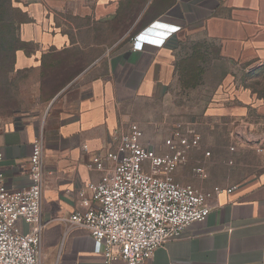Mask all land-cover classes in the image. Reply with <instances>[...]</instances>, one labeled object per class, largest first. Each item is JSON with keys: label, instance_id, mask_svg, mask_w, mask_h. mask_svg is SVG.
Masks as SVG:
<instances>
[{"label": "crops", "instance_id": "0c3cea01", "mask_svg": "<svg viewBox=\"0 0 264 264\" xmlns=\"http://www.w3.org/2000/svg\"><path fill=\"white\" fill-rule=\"evenodd\" d=\"M17 1L28 17L21 37L33 48L32 54L19 55V69H38L50 55L99 54L56 97L44 126L34 120L17 126L0 121V174L9 189L27 188L33 143L42 136V219L47 225L42 264H126L107 262L88 230L65 222L80 206L78 191L102 176L94 155L107 149L114 131L129 124L137 104L169 93L192 56L189 45L214 43L222 59L248 74L264 68V0ZM73 20L100 26L127 22V30L111 45L76 43L73 36L82 27H74ZM148 27L153 29L141 39L149 44L135 51L132 39ZM158 29L172 32L163 45L158 44L166 32ZM227 78L232 86L224 95V110L241 114L253 108L264 115V98L237 88L233 71ZM209 193L207 219L140 264H264V177ZM20 226L23 232L30 229L23 222Z\"/></svg>", "mask_w": 264, "mask_h": 264}, {"label": "rangeland", "instance_id": "374dc122", "mask_svg": "<svg viewBox=\"0 0 264 264\" xmlns=\"http://www.w3.org/2000/svg\"><path fill=\"white\" fill-rule=\"evenodd\" d=\"M27 20L19 1L0 0V121L17 126L34 120L42 127L48 111L58 104L56 97L99 52L50 55L42 67L23 71L18 68L19 55L33 53L21 37ZM72 23L82 27L73 36L82 44L111 45L127 30V22L113 26ZM191 46L192 56L184 62L179 81L162 99L137 104L129 123H138L147 143L156 146L177 132L200 137L198 146L184 151L187 161L175 174L181 185L208 192L264 177V115L253 108L241 114L224 110V95L232 86L228 73L235 74L237 88L264 98V68L248 74L239 65L230 66L235 62L222 59L214 43ZM194 169H203L207 178L196 176Z\"/></svg>", "mask_w": 264, "mask_h": 264}, {"label": "built area", "instance_id": "2783aa9c", "mask_svg": "<svg viewBox=\"0 0 264 264\" xmlns=\"http://www.w3.org/2000/svg\"><path fill=\"white\" fill-rule=\"evenodd\" d=\"M151 29L132 39L135 51L144 49L141 36ZM160 31L166 32L158 44L163 45L172 32ZM200 142L197 135L177 132L156 146L147 143L138 123L117 129L107 149L92 160L102 176L78 191L80 206L65 222L88 230L103 247L107 262L140 264L151 259L157 249L180 238L193 223L205 221L211 212L209 191L175 180L187 161L184 151ZM44 154V138L38 136L29 160L30 185L25 189H9L0 174V264H42L41 242L47 226L42 219ZM194 173L207 178L203 169ZM21 222L29 231H22Z\"/></svg>", "mask_w": 264, "mask_h": 264}, {"label": "bare ground", "instance_id": "6f19581e", "mask_svg": "<svg viewBox=\"0 0 264 264\" xmlns=\"http://www.w3.org/2000/svg\"><path fill=\"white\" fill-rule=\"evenodd\" d=\"M146 43H147V42H145L144 45H145ZM147 44H149V43H147Z\"/></svg>", "mask_w": 264, "mask_h": 264}]
</instances>
